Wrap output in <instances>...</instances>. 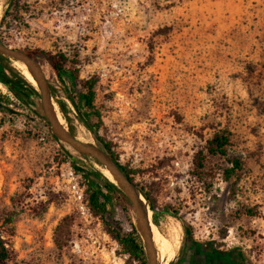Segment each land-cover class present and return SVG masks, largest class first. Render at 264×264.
Instances as JSON below:
<instances>
[{"label": "rangeland", "instance_id": "obj_1", "mask_svg": "<svg viewBox=\"0 0 264 264\" xmlns=\"http://www.w3.org/2000/svg\"><path fill=\"white\" fill-rule=\"evenodd\" d=\"M227 2L0 0L5 42L76 57L80 79L97 81L100 133L150 194L164 246L178 242L170 264L199 249L185 242L183 221L197 242L241 249L250 264H264V0L241 10ZM40 64L65 127L95 143L87 116L67 98H78L76 90ZM58 100L68 104L71 123ZM41 115L40 98L24 103L0 80V210L17 213L13 234H4L12 264H139L92 214L85 182L64 162L65 150L78 153L48 135ZM225 127L229 157L245 165L234 194L222 177L226 159L206 150ZM199 152L205 179L193 165Z\"/></svg>", "mask_w": 264, "mask_h": 264}, {"label": "trees", "instance_id": "obj_2", "mask_svg": "<svg viewBox=\"0 0 264 264\" xmlns=\"http://www.w3.org/2000/svg\"><path fill=\"white\" fill-rule=\"evenodd\" d=\"M0 40L6 45H9L4 41L1 35ZM24 50L39 63H41L42 60L46 61L63 83H65V78L69 80L70 86L76 90L79 99L71 93L67 95V98L80 114L85 113L87 116L88 119L85 122H88L87 124L94 136L96 145L105 150L116 161L118 166L129 177V179L141 189L154 212V222L158 226L156 219L158 213L150 194L135 182L134 171L130 169L128 165H123L120 162L112 142L107 140L100 133L102 126L101 112L95 105L97 81L95 79H89L86 81L80 79L79 71L77 69L79 61L76 57L70 58L66 53L60 51L53 53L39 49ZM4 66H7L9 71L15 75L19 82V87L10 83V79L5 75L6 71ZM25 79L26 78L17 69L11 66V61L9 59L0 55L1 82L6 84L24 103L33 104V97L40 98V94L36 87ZM57 104L64 118L71 123V119L69 118L70 108L68 104L63 100H58ZM41 117L45 122L48 135L64 148V144L60 143L52 135L50 126L47 124L44 116L41 115ZM89 119H93L96 122L91 124L88 121ZM69 131L74 135L72 124L69 126ZM231 137L232 134L228 127L220 129L210 140L207 141L206 150L212 156H219L226 159L227 166L223 169L222 177L230 186V190L234 194V190L245 175V165L242 157H229L228 151L232 146ZM64 155L66 157L64 162L71 164L87 186L85 195L89 209L95 217L101 220L110 237L120 246L122 253L139 264H148L143 241L133 221V208L129 199L114 183L110 182L104 176L102 171L96 169L93 165L86 163V161H92L100 166V164L94 159L88 158L79 153L73 155L68 150H65ZM203 156L204 154L199 152L195 155L193 161L196 175L201 179H205L204 169L206 166L204 163L205 157ZM80 157L84 160H80ZM104 190L106 192H104ZM16 214V211H11L7 208L0 210V264H12L13 262L14 251L9 248L8 241L4 234L10 236L13 234V224ZM182 224L186 243L192 244L195 248L198 247L199 249H217L213 245L197 242L193 237L190 225L185 221H183ZM225 234L226 233L223 232V236H225ZM225 254L228 257H231L230 260L234 262V264H250L241 249H232L231 251L225 252ZM178 262V264H181L180 259Z\"/></svg>", "mask_w": 264, "mask_h": 264}, {"label": "water", "instance_id": "obj_3", "mask_svg": "<svg viewBox=\"0 0 264 264\" xmlns=\"http://www.w3.org/2000/svg\"><path fill=\"white\" fill-rule=\"evenodd\" d=\"M0 55L10 61H19L27 67L36 82V87L40 94L43 116L50 126L52 135L60 143L68 145L77 153L94 159L102 168L111 174L113 181L104 176L125 194L132 205L136 228L143 241L148 264H159L149 219V211L153 210L141 189L129 179L116 161L105 150L97 146L96 143H86L79 140L77 136L73 135L69 129L59 122V114L53 103L49 82L43 66L38 61L33 59L25 50L6 45L1 40Z\"/></svg>", "mask_w": 264, "mask_h": 264}, {"label": "bare ground", "instance_id": "obj_4", "mask_svg": "<svg viewBox=\"0 0 264 264\" xmlns=\"http://www.w3.org/2000/svg\"><path fill=\"white\" fill-rule=\"evenodd\" d=\"M1 7V6H0ZM11 64L14 66V68H16L33 86H36V82L33 79V77L31 76V74L29 73L27 67L19 62V61H11ZM44 69V68H43ZM45 73L46 70L44 69ZM25 79V80H26ZM57 109V108H56ZM59 116V122L64 125V121L62 120V118ZM85 132V131H84ZM87 132V131H86ZM84 135L86 134H79L77 135L78 139L86 142V143H92L91 140L88 141L87 137H85ZM92 164V163H91ZM97 167V166H96ZM102 173L108 177L111 181H113V178L111 176V174L105 170V169H101ZM152 216L153 213L152 211H149V219H150V223H151V233L153 235V240L155 242L156 245V250H157V259L159 264H170L173 260H174V256L176 254V245L178 242H176L175 246L173 244H171L170 242L167 244L168 246H164L163 240L160 238L159 233H158V229L154 226V224L152 223ZM174 236V235H173ZM175 242V241H174Z\"/></svg>", "mask_w": 264, "mask_h": 264}, {"label": "crops", "instance_id": "obj_5", "mask_svg": "<svg viewBox=\"0 0 264 264\" xmlns=\"http://www.w3.org/2000/svg\"><path fill=\"white\" fill-rule=\"evenodd\" d=\"M227 1L226 6L231 9L239 8L241 10L242 8H247L249 5L248 0H246V3L244 0H238L239 2H236L237 0ZM203 254L206 256L205 259L203 258ZM230 259L231 257H228L225 252H221L219 249H198L197 254L188 256L184 264H234Z\"/></svg>", "mask_w": 264, "mask_h": 264}, {"label": "built area", "instance_id": "obj_6", "mask_svg": "<svg viewBox=\"0 0 264 264\" xmlns=\"http://www.w3.org/2000/svg\"><path fill=\"white\" fill-rule=\"evenodd\" d=\"M76 192H77V193H79V191H78V190H77ZM79 196H80V197H82V195H79Z\"/></svg>", "mask_w": 264, "mask_h": 264}]
</instances>
